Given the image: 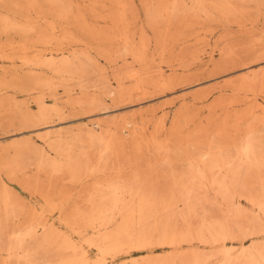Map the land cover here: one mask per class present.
<instances>
[{
  "label": "rangeland",
  "instance_id": "1",
  "mask_svg": "<svg viewBox=\"0 0 264 264\" xmlns=\"http://www.w3.org/2000/svg\"><path fill=\"white\" fill-rule=\"evenodd\" d=\"M175 1L185 12L171 13ZM195 2L61 0L69 13L44 0L0 2V15L33 26L0 30V153L9 150L10 160L0 163V208L10 193L31 217L44 211L56 222L60 213L50 206L58 202L66 204V218L86 215L103 185L120 177L178 195L189 158L213 138L221 140V129L225 140L240 137L249 125L263 129L250 118L237 122L232 116L264 104V94L245 102L242 93L241 102L229 105L233 93L227 82L238 83L252 65L264 69V0H203L206 11ZM66 62L72 63L70 70L63 67ZM217 102L224 106L209 111ZM105 130L122 144L100 162L97 146L87 141L97 169L82 170L80 181L68 170L38 168L23 148L15 152L29 143L45 151L48 163L69 154L67 143L57 145L55 138ZM146 137L153 142L147 144ZM212 211L220 217L218 209ZM84 230L91 240L98 238ZM152 242L149 252L155 256L161 250L156 238ZM89 253L97 255L94 248ZM6 257L0 251V264Z\"/></svg>",
  "mask_w": 264,
  "mask_h": 264
},
{
  "label": "bare ground",
  "instance_id": "2",
  "mask_svg": "<svg viewBox=\"0 0 264 264\" xmlns=\"http://www.w3.org/2000/svg\"><path fill=\"white\" fill-rule=\"evenodd\" d=\"M5 1L8 2L0 0ZM195 1L196 9L206 11L203 0ZM44 2L58 7L61 0ZM60 7L63 12H71L68 5ZM178 12L185 11L175 1L171 13ZM13 28L29 31L33 26L27 21L18 22L11 15H0V30ZM72 66L71 62L63 65L68 70ZM253 66L247 68L238 83L227 82L233 93L229 105L241 102L242 93L245 102L257 100L259 92L264 94V69ZM135 90H141L140 84L135 85ZM217 106L224 104L214 103L209 111ZM232 118L237 122L250 118L264 129V104L237 112ZM127 126H133V122ZM263 129L258 131L249 125L240 137L227 140L221 129V140L213 138L197 157L189 158V175L176 185L180 189L178 195L165 196L155 183L146 190L145 185L120 177L103 185L98 202L86 215L66 218L64 202L50 206L60 213L55 222L46 219L44 211L41 216L31 217L7 193L0 208V237H5L0 251L7 255L5 264H264ZM168 131L171 128L164 133ZM144 139L147 144L153 142L152 137ZM87 141L97 146L100 162H106L107 155L116 153V145L122 144L121 138L109 130L100 134L90 131L76 137L55 138L57 145L67 143L69 154H58L48 163L45 151L29 143L16 147L15 152L23 148L34 156L38 168L47 167L55 174L68 170L74 180L80 181L76 178L81 177L82 170L97 169L87 153ZM8 151L0 153V163L10 165ZM253 190L259 192L258 196L253 195ZM212 208L218 209L219 218L214 217ZM83 228L91 229L98 238L91 240L83 234ZM152 238L157 239L161 250L155 256L149 252ZM91 248L97 252L94 258L89 253Z\"/></svg>",
  "mask_w": 264,
  "mask_h": 264
}]
</instances>
